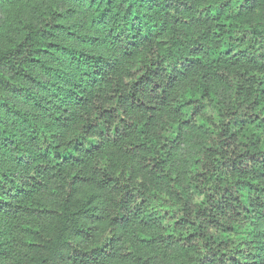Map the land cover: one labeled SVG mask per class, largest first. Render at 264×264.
Listing matches in <instances>:
<instances>
[{"label":"trees","instance_id":"1","mask_svg":"<svg viewBox=\"0 0 264 264\" xmlns=\"http://www.w3.org/2000/svg\"><path fill=\"white\" fill-rule=\"evenodd\" d=\"M45 1L0 0L29 8L0 48V216L49 219L22 228L25 264H264V0ZM42 78L53 101L9 99ZM189 127L205 141L174 174Z\"/></svg>","mask_w":264,"mask_h":264},{"label":"rangeland","instance_id":"2","mask_svg":"<svg viewBox=\"0 0 264 264\" xmlns=\"http://www.w3.org/2000/svg\"><path fill=\"white\" fill-rule=\"evenodd\" d=\"M45 3L50 7L63 3V0H46ZM40 4L41 3L39 2L36 4V6H39ZM27 7L28 6L22 8V14L17 13L15 6L0 9V48H4L13 36H19L20 31L23 29V21H25L23 18L27 16L29 11V8ZM68 19L69 22L67 23L73 25L70 27L71 30H75L81 34L84 33L85 28L83 26L84 24L81 15H79L77 12H74L70 14ZM3 70H5V68ZM27 72L30 73L29 69ZM18 73H20L19 70ZM6 74L8 76L11 75L10 71H6ZM14 74V78H17V72H14ZM40 81L43 82L45 79L23 80L13 88L16 92L15 94L8 93L9 99L13 102V104L21 107L24 111L29 113H32L35 110V105L34 102H28L27 104L25 103V90L34 92L38 94L39 97L46 99L47 101H53V96L50 92L43 89ZM229 97L230 91L225 88H221L218 91L217 97L214 98H217V100L220 99V101H229ZM47 106H49L51 109L57 108V106H54L53 102H50ZM43 122H50L48 115H43ZM204 141L205 139L203 135L197 129L189 127L183 130L182 142L184 143V146L178 150L176 158L170 165V169L174 174H182L193 167L196 154L204 144ZM165 183V181L163 183L160 182L159 189H161L164 194H167L169 190L167 189ZM53 197L54 195L52 194L41 195L37 197L36 202L42 206H45L50 204L52 201H55ZM151 210L152 208H150V211ZM3 219L5 218L0 216V264H25L27 258L31 256L33 250L30 245L31 241L29 239V235H27L26 231L24 232L22 228H45L49 224V219L47 216H43L42 214L17 217L13 218L12 220L7 219L8 222L5 221L7 224ZM142 254L143 257L140 263H123L114 261L110 262L109 264H179L180 261H183V258L186 256V253L183 250H169L168 252L167 250L164 251L161 249H146Z\"/></svg>","mask_w":264,"mask_h":264}]
</instances>
